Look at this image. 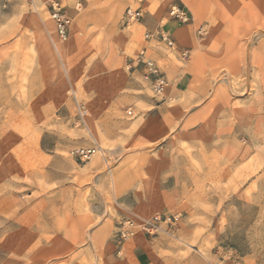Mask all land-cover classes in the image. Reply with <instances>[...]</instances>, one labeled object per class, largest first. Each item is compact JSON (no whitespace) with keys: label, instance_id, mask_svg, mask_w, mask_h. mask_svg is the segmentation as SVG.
Masks as SVG:
<instances>
[{"label":"rangeland","instance_id":"obj_1","mask_svg":"<svg viewBox=\"0 0 264 264\" xmlns=\"http://www.w3.org/2000/svg\"><path fill=\"white\" fill-rule=\"evenodd\" d=\"M17 1L14 21L0 26V264H264V0L209 1L194 28L197 73L166 105L177 121L159 138L134 122L132 106L116 122L92 121L108 107L76 89L88 59L69 46L72 37L87 39L90 51L101 44V28L76 26L85 0H59L73 19L66 42L56 37L50 0ZM10 4L0 0V11ZM119 27L132 31L127 52L136 55L143 28L122 17ZM130 59L141 94L157 102L164 94H153ZM47 69L73 75L60 85L53 75L47 86ZM78 147L99 153L80 163L69 155ZM66 178L78 186L69 188L76 216L55 218L48 210L60 203L47 195ZM88 207L103 215L92 219ZM156 215L171 223L143 230L141 220ZM52 226L63 234L48 236Z\"/></svg>","mask_w":264,"mask_h":264},{"label":"crops","instance_id":"obj_2","mask_svg":"<svg viewBox=\"0 0 264 264\" xmlns=\"http://www.w3.org/2000/svg\"><path fill=\"white\" fill-rule=\"evenodd\" d=\"M8 1L12 4L7 5L9 10L7 13L0 11V26H4L6 22H13L15 13L19 10L17 0ZM38 1L44 2L45 0ZM140 1L141 3L138 0L84 1L85 8L83 12L76 15V26H84L86 25L85 21L89 20L93 26L101 28L100 34L102 38L99 41L101 44L92 46L93 50L91 51L89 50L87 44L89 41L87 39L77 38L74 40V37L70 39L69 46L74 45L75 53L77 55L81 54V59H88L85 62L88 66H84L83 69L78 68L73 80H75L74 82L77 85V90L92 92V97H95V100L98 99L96 106L108 107L107 115L102 114L93 117V122L103 123L114 120L116 122L117 119H113L112 117L123 119L125 117L123 107L127 108L132 106L140 115V119L138 118L134 122L144 127L151 125L153 130L150 137L159 138L163 137L165 129L168 131L172 130L173 123L177 121L174 119V115L171 114L173 113L171 112L172 110L170 111L166 105H168L169 101H178L182 93L190 91V85L194 78L193 75L197 73L198 68L196 62H190L189 60L187 62H180L171 56L163 46L157 45L153 41L147 43L143 40L140 49L143 47L149 48L151 57L163 64V71L167 81L164 96L158 98L157 102H148L145 96L141 94L144 93V88L139 79L140 73L138 71H128L127 69V62L130 58L135 56L127 52V49L131 45L133 34L128 28L121 29L119 27L120 19L123 16L125 8L129 6L141 8L143 11V19L141 23L136 25L143 28L144 33L154 32L159 26H162L171 34L179 49L189 50L191 58L193 50H196L199 45L194 34V28L196 25L203 23L206 19L210 0ZM20 2L19 0V3ZM129 3L136 5H129ZM187 3H189V5ZM172 5L185 8L191 18V23L182 25L171 21L168 17V10ZM193 10L196 12V15L193 13ZM96 48H98L99 51H96ZM101 53H103L104 56ZM70 74L73 75L67 71L53 73L51 69H47V77L49 79L47 81L45 80V85L47 84L48 86V84L53 83V75H59V79L55 78L54 80H59L60 82H58V84L60 85L61 81L64 79L62 77H68ZM54 85H57V83L54 82ZM187 103L189 105H194L196 102L192 101L191 103ZM57 105L62 106V103ZM176 105L179 106V102H177ZM143 107H146V110L142 111L141 109ZM121 121L122 120L118 122ZM142 135L143 134L134 135V138L139 140L148 137L147 135ZM126 137V135L122 134L121 139L132 138L131 136L128 138ZM47 156V167L55 168V164L53 163L55 156L53 154H47ZM64 181L72 180H70V178L60 180L58 185L59 189L55 192V195H47V203L52 201L60 203L59 208L56 210H48L54 213L53 217L55 218H67L68 210L72 217L76 216L72 209L79 203L78 193L76 192L78 186L68 185V183ZM69 188H75L76 191H69ZM88 213L92 219L100 218L103 215V211H100L98 214L89 207ZM59 228L52 226L49 229L47 227V235L55 236L63 234L64 231Z\"/></svg>","mask_w":264,"mask_h":264},{"label":"built area","instance_id":"obj_3","mask_svg":"<svg viewBox=\"0 0 264 264\" xmlns=\"http://www.w3.org/2000/svg\"><path fill=\"white\" fill-rule=\"evenodd\" d=\"M79 6V4H77ZM47 13L53 22L54 30L58 41L66 42L69 38V30L73 19L67 13L65 7L59 0H50L47 3ZM168 17L171 21L178 24L186 25L191 22V18L185 8L172 5L168 10ZM143 19V11L139 7L125 8L122 16V23L126 27H130L141 23ZM144 41L149 43L155 42L157 45L163 46L166 51L180 62H187L190 58V52L187 49H179L171 34L162 26H159L154 32L144 33ZM133 67L142 70V79L150 84L151 90L155 96L164 94L167 81L162 66L157 60L151 57L149 48L143 47L133 58L130 59ZM131 65L128 64L130 69ZM99 150L97 147H78L69 152V155L80 163L88 162L93 159ZM173 217V216H172ZM171 217L168 215H156L148 220H141V228L145 231L153 230L157 223H171ZM127 234L121 232V238L125 239Z\"/></svg>","mask_w":264,"mask_h":264},{"label":"bare ground","instance_id":"obj_4","mask_svg":"<svg viewBox=\"0 0 264 264\" xmlns=\"http://www.w3.org/2000/svg\"><path fill=\"white\" fill-rule=\"evenodd\" d=\"M189 5V3H187Z\"/></svg>","mask_w":264,"mask_h":264}]
</instances>
